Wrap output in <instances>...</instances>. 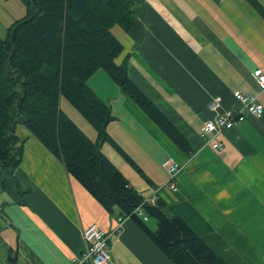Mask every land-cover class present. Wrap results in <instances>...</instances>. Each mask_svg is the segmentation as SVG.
Masks as SVG:
<instances>
[{
  "label": "crops",
  "instance_id": "0c3cea01",
  "mask_svg": "<svg viewBox=\"0 0 264 264\" xmlns=\"http://www.w3.org/2000/svg\"><path fill=\"white\" fill-rule=\"evenodd\" d=\"M131 2V28H110L122 46L115 62L187 140L188 152L98 70L88 84L112 116L100 151L142 198L156 192L224 264H264V89L252 77L264 66V0ZM7 28L0 19L1 37ZM238 92L256 96L261 115L202 135L203 123L214 117L212 98L220 99V109L236 108ZM63 100L61 109L96 141V130ZM16 135L23 141L20 163L8 173L0 161L4 264L9 254L15 264H71L91 223L108 236L110 264H173L130 216L105 208L25 126L17 125ZM168 157L180 166L175 191L163 164ZM143 220L156 228L154 219Z\"/></svg>",
  "mask_w": 264,
  "mask_h": 264
},
{
  "label": "trees",
  "instance_id": "16d2710c",
  "mask_svg": "<svg viewBox=\"0 0 264 264\" xmlns=\"http://www.w3.org/2000/svg\"><path fill=\"white\" fill-rule=\"evenodd\" d=\"M25 14L0 37V161L11 173L22 158L23 125L64 165L65 169L105 208L117 207L130 216L173 264H224L166 203L156 199L143 204L156 228L134 209L142 197L125 182L119 170L100 151L108 139L105 127L112 118L109 106L89 86L96 71L108 74L122 92L179 146L188 152L187 140L128 78L123 64L115 62L120 42L110 28L128 31L134 21L131 0H22ZM66 99L96 130L90 140L61 109ZM133 165L132 161L122 153ZM8 264H15L8 255Z\"/></svg>",
  "mask_w": 264,
  "mask_h": 264
},
{
  "label": "built area",
  "instance_id": "2783aa9c",
  "mask_svg": "<svg viewBox=\"0 0 264 264\" xmlns=\"http://www.w3.org/2000/svg\"><path fill=\"white\" fill-rule=\"evenodd\" d=\"M252 77L255 82L264 89V66L256 67L252 72ZM240 107L220 109V99L213 97L208 103V107L214 112V117L206 120L202 127V135L204 133H221L226 129L234 127L240 123L247 115L259 116L263 111V106L257 102L256 96L250 93L238 92L236 94ZM213 147H219V143H212ZM167 165L170 181V189L175 191L177 186L173 181L180 171V166L170 157L166 158L163 162ZM156 192L143 198L133 212L147 219L143 211L142 205L154 204L156 201ZM83 239L85 246L83 251L71 259V264H110V252L107 247V234L97 224L91 223L83 230Z\"/></svg>",
  "mask_w": 264,
  "mask_h": 264
},
{
  "label": "rangeland",
  "instance_id": "374dc122",
  "mask_svg": "<svg viewBox=\"0 0 264 264\" xmlns=\"http://www.w3.org/2000/svg\"><path fill=\"white\" fill-rule=\"evenodd\" d=\"M25 12L26 7L22 0H4L2 5H0V19L3 21V25L7 27L14 19L23 16ZM0 33L3 34L2 29L0 30ZM63 101L67 100L64 99ZM0 264H4L2 259H0Z\"/></svg>",
  "mask_w": 264,
  "mask_h": 264
}]
</instances>
